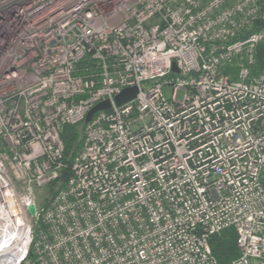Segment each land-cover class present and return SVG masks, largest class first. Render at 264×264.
Instances as JSON below:
<instances>
[{"label":"built area","instance_id":"1","mask_svg":"<svg viewBox=\"0 0 264 264\" xmlns=\"http://www.w3.org/2000/svg\"><path fill=\"white\" fill-rule=\"evenodd\" d=\"M258 21L264 0H0V264H219L229 227L224 264H264Z\"/></svg>","mask_w":264,"mask_h":264},{"label":"trees","instance_id":"2","mask_svg":"<svg viewBox=\"0 0 264 264\" xmlns=\"http://www.w3.org/2000/svg\"><path fill=\"white\" fill-rule=\"evenodd\" d=\"M260 28H264V21L256 22L254 24L253 31H256ZM263 56L264 42H261L256 47L255 67H260L263 64ZM82 127V122L63 126L61 139L64 144L63 160L66 164H70L72 157L81 146ZM209 245L212 255L219 264L230 262L239 255L236 245V233L232 227L226 228L219 234L211 236L209 238Z\"/></svg>","mask_w":264,"mask_h":264},{"label":"water","instance_id":"3","mask_svg":"<svg viewBox=\"0 0 264 264\" xmlns=\"http://www.w3.org/2000/svg\"><path fill=\"white\" fill-rule=\"evenodd\" d=\"M173 70H176L175 66H173ZM137 92H138V88L136 86L124 88L119 94H117L114 97V102L116 105H121L134 98ZM110 108H111V102L109 100L98 102L87 112L84 122L85 123L88 122L96 112L109 110ZM68 175L69 173L67 171L63 172L61 181L64 182L67 179ZM27 210L30 215L34 216L36 212L35 204L34 203L29 204L27 206Z\"/></svg>","mask_w":264,"mask_h":264},{"label":"rangeland","instance_id":"4","mask_svg":"<svg viewBox=\"0 0 264 264\" xmlns=\"http://www.w3.org/2000/svg\"><path fill=\"white\" fill-rule=\"evenodd\" d=\"M55 189V182L44 185L41 189H39L37 192V204H44V201H46L54 193Z\"/></svg>","mask_w":264,"mask_h":264}]
</instances>
